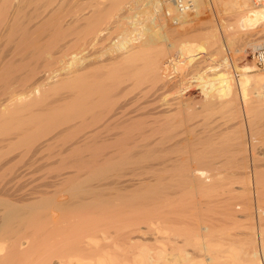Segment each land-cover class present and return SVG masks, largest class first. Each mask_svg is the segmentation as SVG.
<instances>
[{"label": "bare ground", "instance_id": "1", "mask_svg": "<svg viewBox=\"0 0 264 264\" xmlns=\"http://www.w3.org/2000/svg\"><path fill=\"white\" fill-rule=\"evenodd\" d=\"M13 1L15 0H0V179L8 180L9 183L11 180H22V177L24 178V176L34 175L33 173L40 170V173L38 172L39 175L35 173L36 177L34 176V178L42 180L45 185L58 183V186L59 184H61V186L63 184L62 188L66 185L69 187L67 190L73 196L59 197L57 199L55 197L54 201H52L49 197L53 196V190L51 196H41L46 193V186L45 190H31L27 193L28 195L29 193L30 195H34V197H48V199L41 198L39 200L37 199V201L27 200L29 202L24 204L23 207L18 206V208L16 206L15 208L11 206V211L7 212L6 210V214L0 216V264H21L23 259H25L24 257L29 258L28 255L34 251L33 249L36 248L39 238L41 239L44 235H54V237L57 236L58 238V235L60 234V236L65 235L67 239L62 242L60 241L59 243L57 242V244L50 245V247L47 248V251L45 249L42 250L44 257L40 261L37 262V260L33 261L31 259H26L23 262L27 263V261L30 260L33 261L31 264H52V258L56 257V261H58L56 264H63V262L68 264L70 261H75L77 264H264V141H262L261 146L256 147L257 149H254V151H252L253 153L250 154L251 162L248 158V149L244 150L243 159L246 163H242L244 164V171L242 173L243 177L241 181L242 183L245 182L247 187L245 186L244 193L248 194L249 197H244L246 200H240L241 202L238 203H236L234 199L232 200L234 196L227 199V205H231L229 206L230 208L226 207V236H220L211 240H207L209 238L206 237V239L204 237L206 234L201 233L198 229L202 222L198 223L199 225H197V222L194 224L195 221H192L190 218L191 213L188 214L190 211L188 213L186 212V208L190 203L186 201H190V199L182 201V203L184 202L186 205L183 203L181 206L182 208L180 209L179 207L180 210H178V213L174 214L177 211L170 212L171 215L174 214V216L172 215L173 217H170V214L164 211L170 219H166L165 217H167V215L165 213L162 214L161 212H159V215H161H158V218L154 220L151 219L152 212L157 210L156 208L161 209V206H157V202L160 201V195L156 197L157 194L154 197L153 194L156 193V190L149 184V180H152L150 168L153 172L154 166L151 162L154 161L150 159L151 162L148 164L146 158L149 160V156L146 155L151 153L148 152V150L152 146H155V149L159 148L158 146H160L159 142H161V140L158 142L159 145L156 144L158 145L156 147V145H152V142L159 139H153L162 135L160 132L165 127L168 128V125H163L165 127L159 131V128L157 129L156 127V124L158 123H155L159 118L156 120L157 117L155 118V112L152 111L155 115L152 120L147 121L150 117L148 118V116L146 117L144 115L146 117L144 118V116H141L142 114L140 115L144 119L148 118L146 120L147 123L145 122L148 128H146L144 122L143 124L141 123L142 125L139 127L137 125L136 128L138 129L133 127L134 125L132 126V124H134L133 120L135 119V116L141 112H137L136 107L132 108L135 105L133 101L135 100L134 97L136 95L134 97H129L131 95L129 94L128 98L124 97L123 100H121L122 98L120 97V102H117V99L114 104L113 96L112 104L110 103V97L112 96L113 91L116 90L117 93H119L120 91L118 90L121 89L120 87L118 90L115 89L116 85H119V80L116 82L113 81L117 79H113V77L118 75L115 74L118 72V69H115L116 60L114 63V58H118V56L114 57V54H112L110 57L106 58L107 55H105V53L107 52L109 55V52H113V50L110 48V51L102 53V49H100L101 51H98L99 46L97 47L96 45H93L96 44V41L98 43L99 40L103 38L105 39L106 37L109 39V36L113 35L112 33L115 30L114 26L117 23L112 26V22L109 24L108 22L110 21L108 20L110 19V16L113 15L111 12L119 7V2L116 0H112L114 1L112 2L110 0L112 3H109L110 1H108V4H106L104 0V3L102 0H49L47 2L42 0L44 3L40 4L41 1L38 3L36 0H26V2L28 1L30 4L27 8L33 6L32 9L28 11L26 10L27 4L24 0L20 1L25 3L22 6L18 3L19 1L14 2L16 3V5H14ZM208 1L211 3L213 2V0H193V4L188 10L182 11L176 8L173 0H156L155 4L157 5L155 8L156 10H161V16L164 20L167 18L169 21L171 16L172 19L175 16L174 18L176 21L184 22L190 18V16L184 15V13L189 11L195 16L194 18L199 17L198 15L201 13V15H203L205 9L204 6ZM236 2L240 4V7L246 10L243 15L239 16L240 18L238 22L240 26L238 29H247L253 25L264 24V3H258L255 5L252 0H235L234 4ZM213 5L211 7H213ZM206 18H204V20ZM209 18L210 17L207 19ZM201 20L202 23L205 22H203L202 18ZM207 22L209 23V21H206V23ZM211 22L216 25L214 20ZM106 24H109V26L111 25V27ZM213 28L216 29V26ZM121 37L119 41L122 40L124 42L122 39L124 36ZM133 39L135 40L137 38L133 37ZM133 39H131L132 45H128L130 46L128 47L130 49L126 47V49L130 50L128 55L129 59L133 58V61L130 60V62H134V58L138 55L146 53L147 46H141L144 43L136 46L137 44L134 45L135 43L132 42L134 41ZM217 40L219 43V35ZM125 41H127V39ZM248 44L254 48H262L264 47V40L254 39ZM120 45L124 44H118V47ZM94 46L97 47V51H93L92 48ZM118 47L116 46L115 50H117ZM152 48H147L149 49L147 51L150 52ZM162 48V46L157 48L159 52L154 50V53L158 52L155 55H153V49H155L153 48L151 52L153 56H150L149 54L150 59H146L148 60L146 66L149 67L147 69L152 72V74L149 72L151 74L150 76L153 74L155 76L157 75L155 77L156 80L159 76V72L161 76H164V74L161 73V62H163V60H160V58L166 50H164L165 46L163 49ZM115 50L114 53L116 52ZM123 55L121 57H123ZM112 56L114 58H111ZM227 61L228 60L224 58L219 65L211 68L212 71L215 72L214 77L212 76L208 79H205L204 77L203 80L201 79L203 78L201 74L199 80L201 79V82L205 81V83L215 86V93L216 95L219 93V97L221 95H223V99L225 97L224 95L230 97L227 96L228 101L225 100V97V102L223 104L221 103L222 105L219 104L220 108L225 110L226 108H236V110L238 109V112H242L241 106L237 101L240 97L236 96L238 94L236 90L237 88L235 89L234 87L236 86L234 84V77L236 75L233 76V72L229 69L227 70L228 72H226V68L228 67ZM134 63L131 65L133 66ZM226 65L227 67L225 68ZM146 66L144 68H146ZM166 67L168 66H165V68ZM254 68H256L254 65L238 66L241 78H236L235 82L238 83V87L241 88V96L248 107L247 113L250 114L249 112H252L251 119L249 118L251 121L249 120V122L257 123L258 121H261L264 127V122L260 119L264 116V112H262V103H264V100L257 99V103L253 97H249V91L247 92L249 76L252 75L250 73ZM140 70H142V68ZM235 70H237V68H235ZM136 71L138 72L139 70ZM153 71L155 73H153ZM126 72L130 73L132 71L128 70ZM204 73L203 75L205 76ZM132 75L135 74L132 73ZM120 76L121 75H119V79L121 80L125 75ZM120 84L122 83L120 82ZM125 84L121 86L123 87ZM206 85L205 87H207ZM116 91H114V93ZM153 92H155V90ZM138 93L140 94L141 91H138L137 94ZM144 95L148 96L145 93L143 96ZM137 97L139 99V95ZM137 97L136 102L138 100ZM252 98L255 102L252 101ZM143 99H145L144 101L148 100L146 97H143ZM189 101L192 102V100ZM140 102L137 104L139 105ZM133 103L134 105L131 107V104ZM190 104L185 106H190ZM148 105H150V103ZM145 106L147 105L144 104L143 107L140 105L142 109L139 110H143V112L146 111L144 108ZM150 107L147 106L146 109ZM155 107L156 106H154V108ZM180 107L182 106L180 105ZM188 108L189 107H187V109ZM151 110L153 109L151 108ZM166 110L165 112H167L169 108L167 111ZM180 110L177 109L176 112L180 111V113H178L181 114L184 109L181 108ZM243 110L246 112V109ZM169 113L171 115L172 112H168V114ZM178 113H175L174 111L173 114L175 115ZM161 114L165 116V114ZM182 114H184V112ZM261 114H263L262 117ZM140 116H138V118H141ZM164 116L162 117L164 118ZM164 122L162 121L161 123ZM173 123L175 122H172V124ZM179 123H181V121ZM161 125L162 124L159 126ZM174 126H172V128H174ZM143 127L145 128L143 129ZM178 128L179 127L177 126L175 131L180 132L181 130L179 131ZM135 129L136 131L133 132ZM154 129L159 131L156 137H153L155 133L152 134ZM186 129L184 131H186ZM196 129H194V131ZM148 130L151 131L147 133L146 131ZM167 130L170 132L169 129H166V133ZM175 131H173V133H177ZM173 133H167L159 138H166L164 143L169 142L167 139L169 138L171 140L170 137ZM181 133H183V131ZM183 134V136H185V133ZM168 135L170 137L167 138L166 136ZM70 136L71 139L68 140ZM176 136L177 135H175L174 138H176ZM178 136L177 139H181L180 134ZM173 139L170 141L169 145L168 143L165 145H168L167 147H169L168 152H174L175 150V154L173 153L174 155H169L168 153V155L164 156V158H162L163 160H160L158 163L160 164L161 161L163 162L161 168L159 169L160 165H156L157 168H155V170L159 169L164 173V178H167L166 180L170 181V185H167L170 186V189L173 188L175 184H185L186 186L187 182L190 184L193 183L194 185L191 184L193 186L197 185L198 188L204 186V184L206 185L208 183L207 181H210V178L214 177L217 173L215 174L212 172L214 173L213 176L211 172H204L203 166L202 168H199L200 166L197 167L196 165L192 166L188 164L190 163L188 161H186L188 163H185L183 161L185 159L181 158L184 152H180L181 156L179 153L180 149L185 146L183 145V147L179 143V140ZM184 140L186 141L185 138ZM188 140L184 142V144L187 143L186 146H189ZM180 141H183V139ZM189 141L193 143L192 140ZM181 143L183 144V142ZM204 144L202 145L204 146ZM167 147L165 149H167ZM77 148L80 149V152L82 150L87 152V154L83 155L81 153V156L78 155L79 157L75 155V157L77 156L76 158L73 156L75 161L78 162V166L79 164L85 166V164L88 163L90 165L91 161L93 163V159L96 160L97 168L94 169L95 171L93 173H85V175H76L75 177V174L72 175V173L68 171L69 169H67V165H69V159H71V157H69V152L71 149H76L75 151H77ZM161 149L162 148H160V150ZM193 149L196 150V148ZM185 150H187V148ZM146 152L148 153L146 154ZM154 152H156V150ZM154 152L152 156H154ZM159 152L161 153V151ZM194 154H196V152ZM156 155L158 154H155V156ZM152 156L150 155V157ZM196 157L197 156H195V158ZM156 160H159L158 156ZM188 160L191 161L190 158ZM126 161H129V164L131 163L135 165L137 170L133 172V166H131L132 174L128 173L129 175L124 178H120V175L119 177L113 176L111 180V177L106 173L108 172L106 171V166L109 165L108 170L110 168L111 170H114ZM209 163L210 162H208V164ZM110 166H113V168ZM123 167L124 166L121 168L119 166V169H123ZM126 167L130 168L129 166ZM126 167H124V169ZM124 172L126 174V172L130 171L126 169ZM122 174L124 173L122 172ZM153 174H155V171ZM156 174L158 175L160 173ZM104 175H108L107 177H109L110 181H102ZM30 177L31 179L33 178V176ZM93 180H97V183L95 181V184H93ZM168 181L167 184H169ZM188 185L189 184H187V186ZM177 187L179 188V186ZM3 188H6V186ZM56 188L58 191L61 187ZM187 188L188 187H186V189ZM166 189L170 191L168 188ZM9 190L1 188L0 197H11V194H13L14 191L10 193ZM48 192L50 193V191H47V193ZM108 192L112 194L111 197ZM105 193H107L109 197L105 196ZM59 195L61 194L59 193L57 196ZM86 195H90L91 197ZM151 195H153V197H150ZM70 199L73 201L70 202ZM156 199H158V201H156ZM194 200H191L192 205L196 203ZM231 200L235 203H231ZM236 200H238V198ZM179 201L181 200L178 199L177 202L179 203ZM70 203L74 205L79 204L78 206L82 205L81 207L83 209H81V207L80 209L84 211L76 212L75 210L70 211L69 209L71 213L68 214V210L63 212V209L61 210V208L64 207V210H66L65 206H68ZM0 204L2 207L5 205L6 208L9 207L11 201L9 199L0 198ZM85 207L87 210H85ZM191 207H189V209ZM38 208H46V211L49 209L52 213L48 211V214L46 215L44 212L46 217L45 219H41V216L44 217V214L41 215L43 213L41 211L42 213L40 212L41 214L38 213L37 215L35 209L38 210ZM61 211L65 214H62ZM111 220H116L118 225V227H116L119 232L113 234L106 230L108 227L104 229L105 225L107 226V223ZM188 220H191V222L189 223ZM201 220L202 218L200 221ZM170 221L174 224H171ZM97 226L98 232L100 231V234L98 233L99 235L97 234V230H95ZM99 226L101 228H99ZM126 228L127 230H125ZM212 236L213 235H211V237ZM118 242L120 243L117 244ZM82 244H84V247ZM80 246L84 249L82 248L79 251L78 248H80ZM125 248L127 250L125 251L128 252L125 253L129 255H125L122 250ZM117 250H120L124 254L121 255L122 253ZM51 251H55L53 252L54 254L51 255Z\"/></svg>", "mask_w": 264, "mask_h": 264}, {"label": "rangeland", "instance_id": "2", "mask_svg": "<svg viewBox=\"0 0 264 264\" xmlns=\"http://www.w3.org/2000/svg\"><path fill=\"white\" fill-rule=\"evenodd\" d=\"M20 1L21 0H15V1H13V3L14 2H18L20 4V6L25 4V3H23V1L22 2H20ZM24 1L26 2V0H24ZM28 1L26 2V4H27L26 10L29 11V10L32 9L33 6H30L29 8H27L28 5H30L28 3ZM36 1L38 3H39V1H41L40 2V4H41V3L47 2L49 0H44V2H42V0H36ZM108 1H110V0H107V1L104 0V2L106 4H108ZM111 1L109 3L114 2V1H112V2ZM116 1L119 2V5H118L119 7L117 9H114V11L111 12L113 15L110 16V19L108 20V21H110V22H108L109 24L112 22L111 23L112 26H113V24L115 25L117 23L114 26V29H115L114 32L112 31L113 35L109 36V39H108V37H106L105 39L103 38V39L99 40L100 43L99 42L97 43V41H96V44H93V45H96L97 47L99 46L98 47L99 50L97 49L96 46H94L93 48L91 47L93 49V51H97V50L101 51L100 49H102L103 50L102 53H105L106 51H110V48H111V50H113V52L110 51L111 54L109 52V55L106 52L105 53V55H107L106 58L110 57V55H112V54H114L113 55L114 57L118 56V58L117 57L114 58L113 56L111 57V58H114V63H115V60H116V63H115L116 68L115 69L116 70L118 69L117 70L118 72L120 71L119 72L120 74L118 72L115 73V74H118V75L113 77V79L117 78L116 80H113V81L116 82L117 80H119L118 83H119L120 86L117 84L118 88H117V85H116L115 89H117V90L120 89V88L121 89L118 90V91H120L119 93H117V91L114 90V91H116L115 93H117V94H115L114 91H113V94L110 97L111 98L110 103L112 104V97L113 96H114L113 97V101H114L113 104H114V103H116L117 99H118L117 102H120V97L122 98L121 100H123L124 97L128 98L129 94H131L129 97H134L136 95L134 97L135 100L133 101L135 103V105L133 103V104H131V107H132V105H134L132 108L136 107L137 108L136 111L137 112L141 111L142 113L140 112V114L135 116V119L133 120L134 124H132V126L134 125L133 127L136 128L137 125L139 127L140 125L143 124V122L147 123V121L154 119L153 116L156 115L155 116V118L157 117L156 120L158 118H159V120H157L155 122V123H158V124H156L157 126L156 125L155 126L157 127V129L159 128V131L162 130V128H164L165 126L168 125L167 126L168 128L165 127L160 132V134H162V135H165L167 133L171 134V133H173V131H175V128L177 126L179 127L178 128L179 131L181 130L180 132L175 131L177 133H173L171 137L169 135L166 136L167 138L170 137L171 140L168 138L167 141L169 140V142H165V143H164V141H165L166 138L164 137L165 139H162V138L160 139L159 137L160 136L163 137V136L162 135L157 136L159 131L155 130L156 128L152 132V134L155 133L154 136L152 135L153 137L157 136L153 140L159 139V140H156L157 143H156V141L155 142L153 141L152 145L158 144V142L160 140H161L162 143L159 142L160 146H158L159 144L156 145V147L157 146L159 147L158 149H155L154 148L155 146H152L150 148L151 150L150 149L148 150V152H151L152 154L146 152V154L147 153L149 154V155H146V156L150 157V155L151 156L153 155V152L155 150H156V152L158 151L157 153L154 152L155 154H158V155L155 156V154H154V156H152L150 158L148 157L149 160L151 159L155 163L151 162V160L150 161L147 160V158H146V161H147L148 164H150V162H151V164H154V166L151 165V166H153V172L151 171L152 169L150 168V172L152 174V176H151L152 178L151 179L153 181L149 180V184L152 187H154V189L156 190V193L153 194V195L155 197L158 194L156 197H158L159 195L161 197V199L159 197L160 201H158V199H156V201L160 202V203L157 202V206L158 207L161 206V209L160 208L159 209L156 208L159 211L155 210L154 212H152V214H151L152 218L151 219L154 220V219L158 218L157 216L159 215V212H161L162 214L165 213V212L170 214V212H172V211H177V212H175V213L173 212V213L174 214L178 213V210H180L182 208L181 206L184 203V202L182 203V201H186V200L190 199V201L189 200L186 201L188 203L190 202L189 204L187 203L189 206L187 207L188 209L186 208V210H187L186 212L188 213L190 211L188 214H190V213L192 214V215L190 214V218H191L192 221H195L194 224H196V222H197V225H199L198 223L202 222L198 229L201 231V233L206 234L204 237L205 238L206 237L209 238V239L206 238L207 240H211V239H216V238H218L220 236H226V209H227L226 207L230 208L229 206L231 205V204H229V206L227 205V203H226L227 199H229V198L234 196V198H232V200L234 199V201L236 203H238V202L243 201V199L246 200V198L249 197L248 194L244 193V190H245L244 188L246 186L245 182L242 183V181H241L242 177H243L242 173L244 171V164H242V163L245 162V160L243 159L244 152H245L244 150L248 149L247 150V153H249L248 158H249V161L251 162V155L250 154L253 153L252 151H254V149H257L256 147L261 146L262 141H264V138H263L264 137L263 123H261V121H258L260 123H258V122L257 123L249 122V120L251 119L252 112H249L250 114L247 113V110H248L247 108L248 107H247V104H245V100L241 96V88L238 87V83L235 82L236 78L237 79L241 78L240 71H238V66H244V65L253 66L254 65V67H256V68H254V70L250 73L252 75L249 76V81L247 83V88H248L247 92L249 91L248 92L249 97H253L256 102L258 100H262V101L264 100V61L262 60L261 62H258L256 57L253 56V52H255V50L262 51V50H264V47H262V48H254L253 46L248 44L250 41H252L254 39H262V40H264V24H262V25H260V24L253 25L252 27H248L247 29H241V28L238 29L239 26H240L239 22H238V20L240 18L239 16L243 15V13L246 12V10L243 9L242 7H240L239 3L236 2L234 4L235 0H215V1L213 0L212 3L208 1L210 4L207 2L205 4V6L202 5L206 9V10L204 9L203 15H201L202 14L201 13L200 15H198L199 17L194 18L195 16L191 13V11H189L187 13H184V15L190 16V18H188L184 22L176 21V19L174 18L175 17L174 15H173L174 16L173 19H172V16H171V19H169L170 22L167 20V18H166V20H164V18H162V16H161V10L160 9L156 10V8H155L156 5H157V4H155L156 0H116ZM102 2H103V0H102ZM252 2H253V0H252ZM18 3H17V6H18ZM253 3L255 5L258 4V3H255V2H253ZM14 5H16V3H14ZM209 5H210V9H209ZM212 5H213V7H211ZM208 9L211 10V11H209ZM114 12H115V14H114ZM200 17L203 19V22L205 21L204 23H202V20H201ZM206 17L207 18L210 17V18L207 19ZM204 18H206L207 20L206 19L204 20ZM213 20H214V23L216 22L215 23L216 25H214L211 22ZM206 21H209V23L208 22L206 23ZM109 24H106V25L109 26ZM111 25L109 27H111ZM215 26H216V29L213 28ZM116 30H118V31H116ZM215 34L219 35V40H220L219 43L220 44L218 43V40H217L218 39V35H215ZM118 35H120V36H118ZM121 36L122 37L124 36L125 38L124 37L122 38ZM130 36H133L134 38H137V39L134 40L133 37H130ZM164 36H165V38H164ZM111 37H112V39H111ZM120 37L124 40L125 43L122 40L119 41ZM126 39H127V41H125ZM131 39L134 40V41H132V42L135 43V44L133 43L134 45L137 44L136 46L141 45L143 43L144 44L141 45V46L145 47V45H147L146 46V51H145L146 53L140 54L137 57H135L134 58V62L137 59V61L135 63L132 62L133 58L129 59V57H128V55L130 53V50H128L130 48H128V47H130L132 45ZM128 40H129V42H128ZM117 42H118V44L123 43L124 45H120L121 47L120 46L118 47ZM126 42H128V43H126ZM125 45H127V46H125ZM128 45H130V46H128ZM156 45H157V48H159L161 46L164 48V46H165L164 50H166L165 53L162 54L161 55L162 57L160 58V60H163V62H161V66H162L161 67V73H163L164 76L163 75L161 76L160 72H159V76H161V77L158 76L157 80L155 79V77L157 75L155 76L153 74L152 75L153 77L150 76L152 74V72H150V70L147 69L149 67L146 66L147 65V61H148L146 59H150L149 54H150V56H153V55H155L156 53L159 52L158 49L156 48ZM159 45H161V46H159ZM116 46L118 47L117 50H115ZM126 47L128 49H126ZM149 47L150 48H152V47L155 48V49L152 48L153 49V55L151 53L152 49L150 50V52L147 51V50H149V49H147ZM114 50L116 51L115 53H114ZM154 50H156L158 52L155 51L156 53H154ZM228 50L230 51V53H228ZM126 52H128V53H126ZM121 54L122 55L125 54V55H123V57H121L122 56ZM119 55H121V56H119ZM227 55L230 56V57H228L229 59H227ZM103 57L105 58L104 55H103ZM224 58L228 60L227 61L228 62V67H227V65L225 66V68L227 67L226 68V72H228L227 70L229 69L230 71L233 72V76L236 75L234 77V84L236 86H234V87H235V89L237 88L236 90H237L238 94L235 92L237 94L236 96L240 97V99H237V101L239 102V105L241 106L242 112L241 111L238 112L237 111L238 109L236 110V108H230V109L226 108V110L220 108V105H222L225 102L224 101L225 97H226L225 100L228 101V99H227L228 95H224L225 97L223 99V97H222L223 95L220 94L221 95L220 96L221 98H220L219 95H218L219 93H217V95L215 93V91H216L215 86H213L212 84H209V83H208L209 84L208 85L207 83H205V81L204 82L202 81L204 84L201 82V79L204 80V77H205V79H208V78H211L212 76L213 77L215 76L214 75L215 72H213L211 68L214 67V66L219 65V63ZM118 59H120V60H118ZM130 60H132V61L130 62ZM124 62H126V63H124ZM132 63H134L133 66L131 65ZM145 66H146V68H144ZM165 66H168V67L165 68ZM141 68H142V70H140ZM163 68H164V71H163ZM225 68H221V69H225ZM235 68H237V70H235ZM119 69H121V70H119ZM133 69H134L135 72L133 71ZM128 70H131L132 72H130V73L126 72ZM136 70H139L140 72L141 71L142 72L140 73L139 71L137 72ZM132 73L135 74V75H132ZM137 73H138V75H137ZM139 73H140V75H139ZM153 73H155V72L153 71ZM203 73L205 74V76L203 75ZM259 73H262V74H259ZM201 74H202L203 78H201L199 80V77L201 76ZM253 74H255V75H253ZM256 74H258V75H256ZM119 75H121V76L125 75V76H123V78H121V80H120L119 79ZM135 76H137V77H135ZM164 77L165 78L168 77V78H166V80H165ZM151 78H153V79H151ZM120 82L122 84H120ZM123 82H125L126 84L129 83V84L126 85ZM123 84H125L124 85L125 87L121 86ZM161 85H163V86H161ZM205 85L207 87H205ZM135 86H137V87H135ZM142 86H144V87H142ZM204 88H206V89H204ZM210 89H211V92H210ZM152 90L153 91L155 90V92H153ZM138 91L139 92L141 91V93L137 94ZM142 91H144V92H142ZM205 91H206V93H205ZM150 92H152V93H150ZM121 93H123V94H121ZM144 93L147 94L148 96H146V95L143 96ZM148 93H150V94H148ZM157 93H160V94H157ZM213 94H214V96H213ZM138 95H139V99L142 98L141 100L138 99V97H137ZM142 96L144 98L146 97V99H148V100L144 101L145 99H143ZM136 97L139 100V101L137 100V102H136ZM253 98H252V101L255 102L253 100ZM189 100H192V102L189 101ZM140 101L141 102L143 101V102L141 103ZM138 102H140L139 105L137 104ZM185 102L186 103L190 102L192 104H190V103L186 104ZM149 103H150V105H148ZM184 103H185V105H189L190 104V106H185ZM136 104H137V106H136ZM144 104L147 105L148 107H150V106H152V107L148 108V109H150V110H148V109H146L147 106H145L144 108H145L146 111L143 112V110H139V109H142ZM262 104H263L262 106L264 107V103H262ZM140 105L142 107H140ZM180 105L182 107H180ZM154 106H156V107L154 108ZM162 106H164V107H162ZM165 107H167V108H165ZM171 107H173V108H171ZM187 107H189V108L187 109ZM263 107H262V110H263L262 112H264V108ZM151 108L153 110H151ZM160 108L163 109V110H161ZM168 108H169V110L170 109H172V110L169 111ZM179 108L180 109L182 108V109L185 110V111L183 110L184 114H182L183 112H181V114H179L180 111H181ZM177 109L180 110V111H178L179 113L176 112ZM231 109H232V111H231ZM243 109H246V112ZM157 110H158V112H157ZM165 110L167 112H165ZM152 111H154L155 113L152 112ZM160 111H161V113L165 114V116L162 115L160 113ZM174 111H175V113H178L179 115L178 114L174 115L173 114ZM168 112H172L171 115H170V113L168 114ZM151 114H152V116H151ZM140 115L141 116L145 115L146 117L148 116V118L149 117L150 118L149 119L147 118L148 119L147 120V119H144V118H146L145 116L143 118ZM173 115H174V117H173ZM138 116H140L141 118H138ZM162 116H164V118ZM262 116H263V114H261V117ZM171 117H173V118H171ZM184 118H185V120H184ZM260 119H262V121L264 122V116L262 118H260ZM165 120L168 121V122H166ZM179 120L181 121V123H179L180 122ZM160 121L161 122L165 121V122L161 123ZM172 122H175L176 124L175 123L172 124ZM146 123L144 125L146 126V128H148ZM160 124H162V125L159 126ZM163 125H165V126H163ZM174 125H176V126H174ZM172 126H174V128H172ZM189 126H191L192 128L189 127ZM194 126H195V128H194ZM181 127H183V128L180 129ZM188 127L191 128V129L188 130L189 129ZM144 128L145 127H143V129ZM136 129H138V128H136ZM136 129L133 130V132H135ZM166 129H169V131L171 133L168 132V130H167V133H166V131H165ZM185 129H186V131H184ZM194 129H196V130L194 131ZM150 131L148 130L146 132L148 133ZM163 131H165V132H163ZM182 131H183V133H185V136H183L184 134L181 133ZM178 133L180 134V138L181 139H179V138L177 139V137H179ZM174 134L177 135L176 138H174L175 137ZM186 134H188V135H186ZM70 135H73V134H70ZM72 137H74V136H72ZM173 138L176 139V140H179V143L182 146L183 145L185 146V147L183 146L184 148L181 147L182 149H180V151H179V153L180 152H184L182 154L181 158L185 159V160H183L185 163L190 162L188 164H190L192 166L196 165L197 167L200 166L199 168H202V166H203L204 172H211V174L213 176H214V173L215 174L217 173L214 176L215 178L214 177L210 178V181H212L213 183L208 180L207 181L208 183L206 185L204 184V186H200L199 188H198L197 185L193 186L194 185L193 183H191V184H193V185H191L188 182H187V184H189L190 186L189 185L187 186V184H186V186H185V184H181V185H179V184L176 185L175 184L176 187L172 186L173 188H171V189H170V186H167V185H170V183H169L170 181L166 180L167 178H164V176H165V175H163L164 173L161 170H159L161 168V166H162L161 164H163V162L161 161L162 163L161 162H160V164H158V163H159L160 160H163L162 158H164V156L168 155V153H169V155H174L175 154V150H174V152H168L169 147H167L169 145L170 141H172ZM184 138L186 139V141L188 139L193 141V143H192L191 141L188 140V142H189L188 144L191 147H189L188 145H187L188 146L187 147L186 146L187 143L184 144V142H186L184 140ZM69 139H71V136L68 138V140ZM182 139H183V141H180ZM70 141H72V140H70ZM197 141H199V142H197ZM181 142H183V144ZM194 142H196V143H194ZM200 142H201V146H200ZM204 142H205V144H204ZM153 143H155V144H153ZM167 143H168V145H165ZM161 144H163L165 146L162 147L163 145H161ZM202 144H204V146ZM166 147H167V149H165ZM192 147L196 148V150L193 149ZM160 148H162V149L160 150ZM186 148H187V150H185ZM204 148H206V149H204ZM153 149H154V151H153ZM75 150L71 149L70 152H69V154L71 155V156L69 155V157H71V159H69V163H68L69 165H67V167H68L67 169H69L68 171H70L72 173V175L75 174V177H76V175L80 176V175H85V173H90V172L93 173L95 171L94 169L97 168L96 160L93 159V163L91 161L90 165H89V163L85 164L86 167L83 166V165L81 166L80 164L78 166V164H77L78 162L75 161L73 156L74 157H75V155L81 156L80 155L81 153L83 155V154H87V152H85L82 149H81L82 151L80 152L79 151L80 149H78V148H77V151H75ZM163 150H164V152H163ZM72 151H73V153H72ZM159 151H161V153ZM185 151H186V153H185ZM187 151L189 152V155H188ZM200 151H203V152H200ZM195 152H196V154H194ZM170 153H172V154H170ZM192 153H193V155H192ZM157 156H158L159 160H156ZM180 156H181V153H180ZM195 156H197V157L195 158ZM230 156H233V157H230ZM154 157H156V158H154ZM228 157H230V158H228ZM189 158H190V160L192 162L188 160ZM194 158H195V160H194ZM198 160L201 161V162H199ZM234 160H235V162H234ZM186 161H188V162H186ZM204 161H205V163H204ZM126 162H128V163H126ZM126 162L124 164L119 165V166L121 168H122V166H124V167L129 166L130 168L126 167L124 169V167H123V169H121V168L119 169V166H118L116 168L114 167L116 170L115 169L111 170V168L108 170L109 165L106 166L107 167L106 171H108L106 173H108L109 177H111L110 178L111 180H112L113 176L119 177V175H120V178H122V177L124 178V177L128 176L129 174H132L133 172H135L137 170L135 165H133L131 163L129 164V161H126ZM208 162H210V163L208 164ZM125 164H127V165H125ZM156 165H160V166H159V169L155 170V168H157ZM131 166H133V168H132V171L134 170L133 172L131 171ZM213 166H215V167H213ZM110 167L113 168V166H110ZM134 167H135V169H134ZM126 169L128 171H130L131 173L130 172H126V174H127L126 175L125 172H124V171H126ZM117 170H118V173H117ZM154 171H155V174H153ZM38 172L40 173V170ZM38 172H35V173L37 175H39ZM122 172L124 174H122ZM212 172H214V173H212ZM35 173H33L34 175H30V176H33L32 179H31L30 176H24L25 179L22 177V180H16V181L15 180H11V181H9V183H8V180L0 179V190H1V188L2 189H6V190L10 189L9 190L10 193H12L14 191L13 192L14 195L11 194L12 195L11 197H8V198L7 197L6 198L0 197L1 199H9L11 201V204H9V207H6V208H5V205H4V207H2L1 204H0V216L1 215L3 216L4 214H6V210H7V212L11 211L12 207H15V208H16V206L17 207L18 206L23 207L24 204L29 202L27 200H31V201L35 200V201H37V199L39 200V199L42 198V197L41 198L34 197V195H32V194L30 195V193L28 195L27 192L31 191V190H45V188L47 186L46 193H44V195H41V196H45V195L46 196H48V195L51 196V192L53 190V192H52L53 196L49 197L52 201H54L55 197L57 199L59 197H70V196H73L67 190V188H69V187H67L66 185H65L66 187L64 186L63 188H62L63 184H62V186H61V184H59V186H58V183H53V184L51 183V184H46L45 185L42 180H39L38 178H34V176L36 177ZM114 173H115V175H114ZM156 173H160V174L157 175ZM108 175H104L102 181H104V182L105 181L106 182L110 181L109 177H107ZM105 176H106V178H105ZM26 177H29V178H26ZM36 179H37V181H36ZM163 179H164V181H163ZM237 179H239V180H237ZM93 181H92L93 184H95V181L97 183V180H93ZM167 181H168L169 184H167ZM209 182H210V184H209ZM182 183H184V182H182ZM55 184H56V186H55ZM230 184H232V185H230ZM5 186H6V188H3ZM177 186H179V188ZM205 186H206V188H205ZM56 187H61V188L58 189V191H57ZM186 187H188L187 188L188 190L186 189ZM166 188H168L170 191H168ZM63 189L66 192H64ZM162 189L163 190L165 189V190L163 191ZM230 189H231V191H230ZM177 190H178V192H177ZM16 191H17V193H16ZM47 191H50V193L49 192L47 193ZM163 192H166V193H163ZM55 193H56V196H55ZM59 193L61 195L57 196ZM108 193H109V196L111 197L112 194L110 192H108ZM26 194H27V196H26ZM166 194H168V195H166ZM153 195H151L150 197H153ZM230 195H232V196H230ZM236 195H237V197H236ZM86 196L91 197L90 195H86ZM105 196H108L107 193H105ZM244 197H246V198H244ZM43 198H45V197H43ZM194 198H195V200H194ZM237 198H238V200H236ZM45 199H48V197L45 198ZM178 199L181 200V201H179L180 204L177 202ZM182 199H185V200H182ZM191 200H194V202H196V203H194V205H192L191 204V202H192ZM232 200H231V203H235V202H232ZM72 201L73 200L70 199V202H72ZM177 203H178V205H177ZM158 204H160V205H158ZM170 204H172V205H170ZM190 204L192 205V207H191ZM78 205L77 204L74 205V204L70 203L68 206H65L66 210H64V207H62L61 210L63 209L62 210L63 212L68 210L67 211L68 214L71 213L70 211H72V210H75L76 212L77 211H84V210H81V209H83L81 207L82 205H80V206H78ZM80 207H81V209H80ZM179 207H180V209H179ZM189 207H191V208L189 209ZM43 209H44V211H43ZM69 209H70V211H69ZM94 209H95V207H94ZM168 209H170V210H168ZM35 210H36L35 213L37 215H38V213L41 214L42 212L43 213L41 215H43L44 212L47 215L48 211H50V213H52L51 210H49V209H48V211H46V208H42V209L38 208V210L37 209H35ZM85 210H87L86 207H85ZM58 212H59V210H58ZM63 212H62V214H65ZM67 212H66V214H67ZM74 212H72V213H74ZM45 214L43 215L44 217L41 216V219L42 218L45 219V217H46ZM174 214H172V215L174 216ZM172 215L170 214L169 216L173 217ZM169 216L167 215V217H165V218L166 219H170V218H168ZM162 217H164V216H162ZM201 218H202V220L204 219L205 221L204 220L200 221ZM191 220H188V222L190 223ZM196 220H198V221H196ZM117 222H119V221L117 220ZM107 224L108 225L107 226L105 225L104 229H106V227H108V229H106V230L110 231L113 234L115 232L116 233L119 232L118 228H117L118 225L116 223V220H114V221L111 220ZM119 224H120V222H119ZM168 224L171 225V224H174V223L171 222V224L170 223H168ZM119 226H121V225H119ZM99 228H101V227L99 226ZM95 230H97V234L100 232V231L98 232V226L95 228ZM125 230H127V228ZM204 231H206V232H204ZM94 232H96V231H94ZM60 235H58V238H57V236L54 237V235L53 236L44 235V236L41 237V239L39 238V240H38L39 242L37 241L36 248L33 249L34 251L28 255L29 258L24 257L25 259H23V261H25L26 259H31L33 261L37 260V262L40 261L44 257V255L42 254L43 253L42 250L45 249L47 251V248L50 247V245L57 244V242L59 243L60 241L62 242V241L67 239V237L65 235H63V234H62L63 236H60ZM211 235H213V236L211 237ZM119 243L120 242H118L117 244H119ZM123 243H124V241H123ZM122 244H120V245L123 246ZM82 245L84 247V244H82ZM125 245H126V243H125ZM81 246H80V248H78L79 251H80V249L83 248V247L81 248ZM122 250L124 251V253L127 251L126 248L122 249ZM53 252H55V251H51V255L54 254ZM118 252H121V251L119 250ZM121 253H122L121 255L124 254L123 252H121ZM126 253H128V252H126ZM126 253H125V255H129V254H126ZM129 253H130V250H129ZM49 255H50V253H49ZM124 256H122V257H124ZM52 259H53L52 260V264L53 263L56 264L58 262V261H56V257H53ZM23 261L21 262V264H23V263L31 264L33 262V261H30V260L27 261V263L23 262ZM64 263L65 262H63V264ZM65 264H67V263H65ZM68 264H77V263L75 261H70V263H68Z\"/></svg>", "mask_w": 264, "mask_h": 264}, {"label": "built area", "instance_id": "3", "mask_svg": "<svg viewBox=\"0 0 264 264\" xmlns=\"http://www.w3.org/2000/svg\"><path fill=\"white\" fill-rule=\"evenodd\" d=\"M253 2L264 3V0H253ZM173 3L177 9L184 11V10H188L192 6L193 0H173ZM228 53H230L229 50ZM253 56L256 57L258 62H261L264 57V50L262 51L255 50V52H253ZM228 57L230 56L227 55V59H229Z\"/></svg>", "mask_w": 264, "mask_h": 264}]
</instances>
